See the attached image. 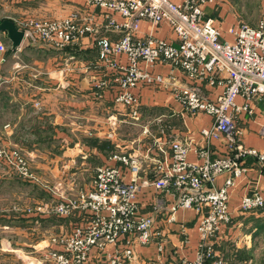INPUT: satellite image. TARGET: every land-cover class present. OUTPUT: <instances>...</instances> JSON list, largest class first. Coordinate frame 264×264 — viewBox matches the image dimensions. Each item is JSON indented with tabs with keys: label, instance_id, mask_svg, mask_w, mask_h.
<instances>
[{
	"label": "crops",
	"instance_id": "0c3cea01",
	"mask_svg": "<svg viewBox=\"0 0 264 264\" xmlns=\"http://www.w3.org/2000/svg\"><path fill=\"white\" fill-rule=\"evenodd\" d=\"M24 1L26 7L20 9ZM11 3L12 9L4 8V12L10 10L8 13L11 16L5 13L0 22L9 20L15 26L30 17L29 14L38 19L55 20L72 13L83 15L87 7L85 0H14ZM204 11L210 18L224 20L217 24L222 31L236 24L231 17L225 16L220 1L216 6H205ZM95 12L99 13L97 10ZM115 18L120 20L117 16ZM150 29L147 22H141L138 35L149 34ZM98 31L100 34L103 31L99 23ZM153 33L160 40H174L171 29L166 25H160ZM93 40L94 37L88 35L79 43L61 50L44 43L25 42L12 50L6 35L0 34V42L6 47L0 64V144L20 149L26 155L31 172L37 178L45 179L48 184L22 180L0 165V211L6 208L8 195L13 196L15 201L10 209L14 207L22 210L27 207L30 210L0 215V221L2 219L4 222H0V230L26 228L25 225L31 222L49 233L48 237L37 235L34 241L25 243L22 252L19 241L13 245L2 235L4 231H0V264H51L46 259V253L52 248L50 238L68 234L84 220L81 212L59 217L53 213L54 206L70 197L76 198L79 191L88 190L98 167H119L128 181L127 168L110 160V157L137 152L142 155L148 153L146 158L141 159L137 182L142 188L137 202L141 214L152 215L155 225L149 245L133 244V258L128 264H173L182 259L192 261L196 257L199 244L197 214L193 210L178 208L174 214L175 220L169 222L167 218L170 207L175 203L174 198L167 193H157L151 183L158 175V166L161 164L166 167L170 162L169 146L162 142L179 139L189 144L187 161L197 164L202 162L200 151H206L211 159L225 156V142L207 140L202 135V131H208L212 126L209 116L185 112L167 89L139 86L131 90L139 100L137 119L144 123L140 125L142 132L139 143L133 151L129 149L136 141L121 145L118 136L125 133L122 127L129 131L127 125H131L129 120L134 118H130L129 112L123 107L114 104L113 88L96 95L98 90L93 78L97 74L88 69L96 60ZM151 71L163 77L171 75L178 85L190 84L179 71L167 65L158 64ZM218 83L217 78L213 85L207 79L199 82L201 96L215 100L222 90ZM235 102L242 105L244 101L238 97ZM250 109L251 114L241 112L236 116V128L241 132L244 147L264 152V137L259 134L260 127L264 125V97L254 99ZM57 166L63 173L59 172ZM246 166V174L235 182L230 192V223L219 233L214 245L217 253L219 251L229 264L236 258L235 262H239L241 253H251V248L255 246L251 244L264 236V210L249 213L239 210L244 196L254 192L264 194V174L251 159L246 160ZM90 171L93 173L90 180L87 178L88 183L80 184L78 179L77 184L76 179L75 183L70 180H74L73 174L81 175ZM67 176L71 178L68 180ZM226 178V174L218 176L214 187H222ZM64 180L66 183L62 185L60 182ZM73 188L77 192L69 193ZM243 228L247 231L241 236L240 230ZM240 237L245 238L243 246ZM158 246H161V250ZM86 264L102 263L97 257H92Z\"/></svg>",
	"mask_w": 264,
	"mask_h": 264
},
{
	"label": "built area",
	"instance_id": "2783aa9c",
	"mask_svg": "<svg viewBox=\"0 0 264 264\" xmlns=\"http://www.w3.org/2000/svg\"><path fill=\"white\" fill-rule=\"evenodd\" d=\"M219 1L85 0L83 15L72 13L58 20L27 18L16 26L23 34L22 43H45L57 50L93 36L96 60L88 69L97 74L94 86L98 91L113 88L114 104L129 109L131 118L137 119L139 114V100L131 90L152 86L170 91L185 112L212 119L210 130L202 131V135L207 140L225 142L227 152L221 158L211 159L206 151H200L202 162L189 163V144L179 139L162 142L169 146L170 162L166 167L158 166L151 186L157 193L174 198L167 220H175L178 208L193 210L199 219L196 257L173 264H223L214 245L231 220L230 192L246 174L247 159L253 160L264 174V152L244 147L235 124L239 113L251 114L250 103L254 99L264 97V13L254 27L238 22L222 31L204 11L205 6H216ZM141 22L150 25L149 34L138 35ZM98 23L104 31L101 34ZM160 25L171 29L173 41L154 36L153 31ZM4 51L0 42V64ZM158 64L179 71L190 84L181 86L171 75L154 74L151 69ZM215 78L222 87L217 98L202 97L198 83L207 79L213 85ZM238 97L243 99L242 105L236 104ZM259 134L264 137V125ZM147 156V152L112 155L110 160L127 168L128 181L119 167H98L88 190L54 207L53 213L59 217L81 212L84 220L68 234L51 239L52 248L46 255L51 264H86L92 257L102 264H128L133 258V244L147 246L152 242L155 219L141 214L137 202L142 188L137 182L141 159ZM0 165L22 180L36 181L26 159L14 147L0 144ZM223 174L227 178L222 187L215 188V179ZM239 210H264V194L244 196ZM158 248L161 250V246Z\"/></svg>",
	"mask_w": 264,
	"mask_h": 264
},
{
	"label": "rangeland",
	"instance_id": "374dc122",
	"mask_svg": "<svg viewBox=\"0 0 264 264\" xmlns=\"http://www.w3.org/2000/svg\"><path fill=\"white\" fill-rule=\"evenodd\" d=\"M13 1L14 0H12V1L11 0H0V18L4 17L5 13H7V15L11 16V14L8 13V12H10V10H7V12H4V8L12 9L13 6H12L11 2H13ZM220 4H222L223 9L225 10V12H224L225 16L231 17L235 23L243 22V23H245L249 26H252V27L257 25L259 19L261 18V16L264 13V0H220ZM1 6H3V7H1ZM24 7H26L25 1L23 2L22 5H20L19 8L24 9ZM219 9H220V5H219ZM28 16H30V17H28L30 19L50 20V19H38V18L34 17L35 15H31V14H29ZM61 19H63V18H61ZM55 20H58V19H55ZM213 20L215 21L216 25L219 24L221 21L224 22V20L217 19V18H216V20L215 19H213ZM219 27L221 28V26H219ZM5 50H6V47H5ZM4 52L6 53V51H4ZM2 56H4V55H2ZM99 92L100 91H97L96 95H98ZM123 110L129 112V109H127V108H123ZM152 118H155V116H152ZM129 121L132 123L131 125H134V126L127 125L128 127H130L129 131L128 130L126 131V127L123 126L122 131H124L125 133H122L118 137L121 138V140H120L122 142L121 145L130 144V143H133L134 141H136L134 144L131 145V148L129 149V151H133L134 149L137 148V145L139 143L138 138L140 137L141 132H142V128L140 125H144V123L140 119L139 120L133 119V120H129ZM131 128H133V129H131ZM128 135H130V136L128 137ZM129 139H130V141H129ZM9 146L14 147L11 145H9ZM122 147H124V146H122ZM14 148H16L17 150H19L21 152V154L24 156V158L26 159L27 164H28V160L26 158V155L17 147H14ZM119 155L127 156L126 154H119ZM59 166H62V165L59 164ZM59 166H57L59 172L63 173V170ZM28 167H29V164H28ZM29 171L31 172L30 167H29ZM92 173H93V171H90L89 173H81V175L80 174H73L74 180L70 179L71 176H67V179L72 180L74 183H75V179H76V183H77L78 179H79L80 184L83 182L88 183V182H86V180H88V179L90 180ZM33 176L36 179V181H34V182L39 183V184L44 183V185L47 184L45 182V179L37 178L38 176H36L35 174H33ZM54 179H56V176L54 177ZM60 183H62V185H63V183L65 184L66 181L64 180L63 182H60ZM62 185H60V186H62ZM24 188L26 189V187H24ZM28 189H29V187H28ZM76 192L77 191L74 190V188H73V190H71L69 193L75 194ZM79 192H81V191H79ZM64 193L68 194L67 191H65ZM76 195H78V194H76ZM68 199L69 200L75 199V196L70 197ZM6 200H7V206H5L6 208L1 209L0 215H6L7 216V215L11 214L10 212L15 213V212H19V211H22V212H29L30 211L29 208H27V207L22 209V210L14 208V207L10 209V207L15 203L13 196L8 195ZM16 203H19V201ZM1 221H0L1 223H4L2 219H1ZM25 226H26V228H19L17 230H6V231L0 230V231H4L2 233V235L5 238H7L13 245H14V243H17V241H19L20 245L22 246V252H24V250H25L24 244L28 243L32 240L34 241V239L37 235L38 236L43 235L45 237L49 236V233L47 231L42 230V227H40L38 225H34V223L29 222ZM246 231H247L246 228L245 229L243 228V230H240L241 236H243L246 233ZM54 237H57V236L51 237L50 241ZM241 238H242V240H241ZM240 240H241L240 244L243 246L244 242H245V238L240 237ZM237 242H238V240H237ZM251 245H255L253 248H251V251H252L251 253L249 251H247L245 253L243 252L240 254L239 262H235L237 260V258H236L235 261L231 262V263L232 264H238V263L239 264H264V236L262 238L261 237L257 238L255 240V243H253ZM260 247H262L263 249H260ZM25 252H27V251H25ZM47 253H46V255H47ZM218 254L220 255L219 251H218ZM220 257L222 258L221 255H220ZM46 259H47V257H46ZM222 260H223V264H229L226 259L222 258ZM15 264H18V263H15Z\"/></svg>",
	"mask_w": 264,
	"mask_h": 264
},
{
	"label": "water",
	"instance_id": "95a60500",
	"mask_svg": "<svg viewBox=\"0 0 264 264\" xmlns=\"http://www.w3.org/2000/svg\"><path fill=\"white\" fill-rule=\"evenodd\" d=\"M0 34H5L11 44V49L16 50L23 41V34L17 29L12 21L2 20L0 22Z\"/></svg>",
	"mask_w": 264,
	"mask_h": 264
}]
</instances>
